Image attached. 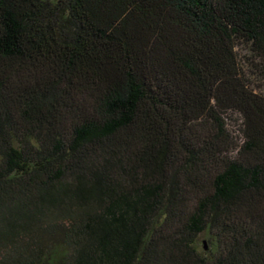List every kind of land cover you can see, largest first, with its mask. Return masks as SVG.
I'll list each match as a JSON object with an SVG mask.
<instances>
[{
  "label": "trees",
  "instance_id": "16d2710c",
  "mask_svg": "<svg viewBox=\"0 0 264 264\" xmlns=\"http://www.w3.org/2000/svg\"><path fill=\"white\" fill-rule=\"evenodd\" d=\"M0 264H264V0H0Z\"/></svg>",
  "mask_w": 264,
  "mask_h": 264
},
{
  "label": "rangeland",
  "instance_id": "374dc122",
  "mask_svg": "<svg viewBox=\"0 0 264 264\" xmlns=\"http://www.w3.org/2000/svg\"><path fill=\"white\" fill-rule=\"evenodd\" d=\"M227 124L230 132L233 134V136L238 140L240 139L241 133H240V124H241V119L238 115L236 114H231L228 119H227ZM206 240L203 238L199 239V244L202 247V242Z\"/></svg>",
  "mask_w": 264,
  "mask_h": 264
},
{
  "label": "water",
  "instance_id": "95a60500",
  "mask_svg": "<svg viewBox=\"0 0 264 264\" xmlns=\"http://www.w3.org/2000/svg\"><path fill=\"white\" fill-rule=\"evenodd\" d=\"M203 244H204V248H205V250H206V247H205V246H206V242H204Z\"/></svg>",
  "mask_w": 264,
  "mask_h": 264
}]
</instances>
